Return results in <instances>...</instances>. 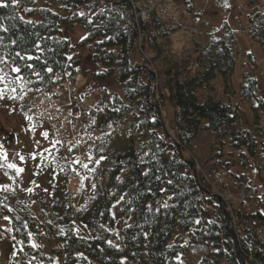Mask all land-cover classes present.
Instances as JSON below:
<instances>
[{"label":"trees","instance_id":"1","mask_svg":"<svg viewBox=\"0 0 264 264\" xmlns=\"http://www.w3.org/2000/svg\"><path fill=\"white\" fill-rule=\"evenodd\" d=\"M244 1L247 32L264 53V0ZM0 4L7 5L0 6L4 99L17 105L33 128L42 127L32 119L38 96L45 89L64 90L67 77L81 71L88 85L83 95L94 97L95 116L89 119L100 118L102 134L124 124L118 137L125 141L115 151L87 145L80 129L76 141L68 132L69 152L60 153L54 143L42 160V172L52 170L51 189L42 192L37 182L27 197L18 172L0 155L1 168L11 176L0 182V221L11 225L17 257L8 264H264V191L257 195L258 187L242 174L238 188L253 194L227 200L223 194L231 184L221 176L214 183L218 172L199 169L190 156L191 143L202 131L216 133L213 156L223 155L225 138L245 158L244 150L255 154L257 149L256 132L238 124L231 31L212 32L206 39L193 35L173 53L171 35L182 25L156 16L137 25L128 0ZM176 6L183 20L194 4L176 0ZM66 25L84 31L79 45L91 50L88 66L70 57L74 49ZM169 50L173 57L155 79L150 63L167 58ZM219 74L225 90L218 95L213 81ZM156 91L159 100L153 98ZM257 91V79L244 72L241 99L257 98ZM258 101L264 105L262 98ZM167 102L173 108L169 121L162 116ZM260 131L263 136L264 127ZM198 244L209 246L208 253L193 255L191 248Z\"/></svg>","mask_w":264,"mask_h":264},{"label":"rangeland","instance_id":"2","mask_svg":"<svg viewBox=\"0 0 264 264\" xmlns=\"http://www.w3.org/2000/svg\"><path fill=\"white\" fill-rule=\"evenodd\" d=\"M45 0H39L42 4ZM147 3V2H146ZM176 3V2H175ZM173 3V6H175ZM186 5L185 2H181ZM230 5L226 7L225 4ZM194 6L189 12L186 10L183 23L184 27L178 29L171 35V48L173 53H180L187 43V29L185 27H194L199 33L206 34L217 32L218 35L223 36L227 32H232L236 39L235 57L236 66L232 76L235 93L233 99L239 102V119L238 124L256 132L257 149L255 154H251L248 150L245 151L244 156L240 155L237 149L231 148L228 139L225 138L227 144L224 146L222 156H213L216 145V133L211 131H202L192 141L190 147V156L197 160L198 167L201 166L206 170H215L226 181L231 184L230 198H235L234 192L244 190L245 194H253L251 189L245 187L238 188L241 184L238 182V176L245 174L251 180V184L258 187L257 195H261L264 191V134L260 131V127H264V105L258 101V97L264 101V53L260 45L253 41L248 34V7L244 0H193ZM148 6H153L150 3ZM143 6H145L143 4ZM65 34L69 38L74 49L70 53L71 58H78L81 62V67L86 66V63L91 61V50L88 47L79 45L82 32L80 26L66 25ZM198 33V34H199ZM205 38V37H204ZM203 38V39H204ZM206 39V38H205ZM164 53L167 58L160 59L156 62L157 67L162 71L168 65L167 62L173 53L171 51ZM88 66V65H87ZM248 72L255 77L258 82L257 98L243 101L241 99V82L243 80V73ZM79 75L81 74L80 72ZM82 77L81 82L88 88L87 77ZM221 74L213 81L216 86V94H221L225 90ZM157 86V85H156ZM83 88V87H82ZM109 90L110 87H109ZM229 92L232 89H228ZM72 90L64 88L62 91L61 104L67 108L72 106V100L79 99L78 96L71 94ZM0 89V155H2L8 165H15L14 169L21 177L20 184L24 193L23 197H27L28 190L33 188L35 183H39V189L43 191L51 189V181L48 180L49 173L52 170L45 169L42 172V160L44 154L54 146V140L49 139L52 135V130L47 126L32 127L24 114L20 113L17 105L10 104L4 99ZM60 97V96H59ZM58 97V98H59ZM39 98V96H38ZM94 97L90 94L88 96V103L92 104ZM92 99V100H89ZM10 104V105H9ZM35 104V103H34ZM13 105V106H12ZM254 107L257 109H254ZM162 116L166 121L173 115V108L167 103L162 104ZM32 114H34L32 112ZM169 125V122L167 123ZM46 131L47 135H44ZM78 132V131H77ZM74 133V132H73ZM76 139H80V134L76 133ZM125 147V141L117 140L113 145H110V150H122ZM85 148H79V154L83 156L82 161H86L84 156ZM23 157V159H21ZM57 157L61 159L58 154ZM239 158L241 160H239ZM220 160V161H219ZM85 163H83L84 167ZM23 169V171H18ZM5 178L10 181L11 176L6 175L0 166V182ZM74 182L72 183V185ZM236 187H234V186ZM243 199V196H242ZM11 225L6 220L0 221V264H8L9 260L15 257L14 248L12 245ZM204 250L194 251L193 255H203ZM15 257L14 259H16ZM123 264H130L125 261Z\"/></svg>","mask_w":264,"mask_h":264},{"label":"built area","instance_id":"3","mask_svg":"<svg viewBox=\"0 0 264 264\" xmlns=\"http://www.w3.org/2000/svg\"><path fill=\"white\" fill-rule=\"evenodd\" d=\"M161 1L162 0H133V12L135 14V17L137 19L149 18L151 14L155 13V9ZM148 3H150L153 6H148L147 5ZM143 4L145 6H143ZM157 12H159L162 16H165L166 14H170L172 18L174 19L178 18V15L174 13L172 9L171 0H166V5H163Z\"/></svg>","mask_w":264,"mask_h":264},{"label":"snow or ice","instance_id":"4","mask_svg":"<svg viewBox=\"0 0 264 264\" xmlns=\"http://www.w3.org/2000/svg\"><path fill=\"white\" fill-rule=\"evenodd\" d=\"M13 3H16L17 0H12ZM0 6H3V7H7L6 4H0ZM226 7H229L230 5H227V3L225 4ZM15 71H19V69H15ZM44 135H47V133H45ZM21 159H23V157H21ZM11 167H16L15 165H11ZM84 167H87V165H84ZM18 171H23V169H18ZM7 219V217H6ZM35 246V245H34Z\"/></svg>","mask_w":264,"mask_h":264}]
</instances>
